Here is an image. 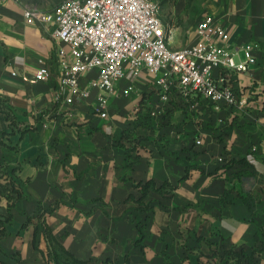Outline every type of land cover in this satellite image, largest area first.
Wrapping results in <instances>:
<instances>
[{
    "label": "crops",
    "instance_id": "crops-1",
    "mask_svg": "<svg viewBox=\"0 0 264 264\" xmlns=\"http://www.w3.org/2000/svg\"><path fill=\"white\" fill-rule=\"evenodd\" d=\"M26 5L38 6L0 0V182L21 192L0 198L10 216L0 264H57L42 213L87 264H264V0H173L182 21L165 22L173 48L195 41L210 13L237 59L253 45L233 103L128 70L105 111L97 89L78 105L57 95L60 49L70 48L53 23H29ZM44 63L49 79L34 80Z\"/></svg>",
    "mask_w": 264,
    "mask_h": 264
},
{
    "label": "built area",
    "instance_id": "built-area-1",
    "mask_svg": "<svg viewBox=\"0 0 264 264\" xmlns=\"http://www.w3.org/2000/svg\"><path fill=\"white\" fill-rule=\"evenodd\" d=\"M24 15L29 23H53L55 37L70 48V53L60 49L57 92L68 105L87 101L97 89L95 100L105 111L128 70L150 75L164 91L179 84L185 93L217 104L233 103L234 76L257 62L251 43L242 47L244 57L237 59L227 27L211 13L195 27V41L173 48L156 0H63L50 11L26 5ZM94 71L97 74L88 78ZM32 75L44 81L51 71L44 63Z\"/></svg>",
    "mask_w": 264,
    "mask_h": 264
},
{
    "label": "trees",
    "instance_id": "trees-1",
    "mask_svg": "<svg viewBox=\"0 0 264 264\" xmlns=\"http://www.w3.org/2000/svg\"><path fill=\"white\" fill-rule=\"evenodd\" d=\"M4 110L7 112V117L11 120L12 125L15 124L14 116L11 115L8 108L5 107ZM3 142L0 140V144ZM14 194H17L18 197L21 196L20 189L15 185H6L0 182V198L1 195H6L8 198H12ZM38 221H40L45 229L46 237L50 243L48 256L53 257L56 259L57 264H60V260L62 258H66L68 260L72 259V264H87L85 261H81L78 259H74L71 257L70 253L67 251V249L63 246V244L55 237L53 234L52 229L46 222V218L44 217V213L40 214L37 218ZM10 220V216L2 217L0 215V234H4L6 232V223ZM33 221V218H29L27 222L24 225H28L30 222ZM38 224L36 225V231L38 229Z\"/></svg>",
    "mask_w": 264,
    "mask_h": 264
},
{
    "label": "rangeland",
    "instance_id": "rangeland-1",
    "mask_svg": "<svg viewBox=\"0 0 264 264\" xmlns=\"http://www.w3.org/2000/svg\"><path fill=\"white\" fill-rule=\"evenodd\" d=\"M27 3H34V4H37L38 6H40L42 9H51L53 6L54 8L60 4L63 0H25ZM160 3L161 5V15L164 19V21L167 23H179L181 22L182 20L180 18L178 19H175L174 16H172L173 14V11H172V5H173V0H168L169 3L165 4V1L167 0H156ZM186 20V18H185ZM184 22V20H183ZM192 22V21H191ZM186 25V23L184 24ZM185 41H178V43L175 44V47H181L183 45H185Z\"/></svg>",
    "mask_w": 264,
    "mask_h": 264
}]
</instances>
